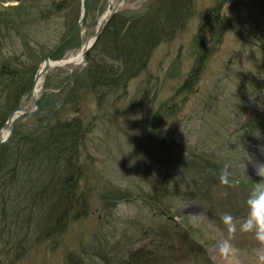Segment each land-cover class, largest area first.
Instances as JSON below:
<instances>
[{
  "label": "rangeland",
  "instance_id": "1",
  "mask_svg": "<svg viewBox=\"0 0 264 264\" xmlns=\"http://www.w3.org/2000/svg\"><path fill=\"white\" fill-rule=\"evenodd\" d=\"M50 1L0 0V11L23 23L8 46L20 60L14 62L3 48L0 65L6 58L34 69L32 49L61 41L71 29L72 48L53 60L76 59L118 2L70 0L68 10L45 19L40 12ZM169 6L170 0H123L119 6L122 35L157 13L159 20L169 14L175 22L167 28L172 35L149 49L144 69L105 102L107 111L88 91L83 112L61 110L69 78L86 66L87 55L43 75L38 104L40 98L50 103L47 109L61 104V117L82 116L90 125L78 163L82 200L65 215L61 234H45L53 226L32 232L26 217L19 224L22 237L11 244L0 238L2 264H70L75 257L81 264H256L252 235L237 231L229 240L220 217L230 213L239 224L247 194L261 179L256 168L264 165V0H187L179 15L166 13ZM94 53L101 56L97 49ZM30 104L32 89L21 101ZM161 127L165 140L178 148L172 157L184 164L158 167V144L150 133ZM225 164L238 187L220 183ZM112 189L131 195L114 199L108 196Z\"/></svg>",
  "mask_w": 264,
  "mask_h": 264
},
{
  "label": "trees",
  "instance_id": "2",
  "mask_svg": "<svg viewBox=\"0 0 264 264\" xmlns=\"http://www.w3.org/2000/svg\"><path fill=\"white\" fill-rule=\"evenodd\" d=\"M20 1L19 5H23L22 2L27 0ZM35 1L29 0V3L34 4ZM70 2V0H52L49 6L47 4L45 9H41V16L45 19H52L54 15L68 10ZM186 3L187 0H170L166 13L173 11L175 15H179L182 12V6ZM2 13L0 11V52L3 48H7L15 56L14 62H16L20 58L16 56V51L14 52L8 46H12V37L16 32L21 31L19 28L23 23L19 17L12 16L13 14L7 16ZM117 14L109 19L110 21L102 30L95 46L88 51L86 66L70 76L69 91L64 95L62 106L52 104L47 109V104L50 103H45L40 98L39 109L18 118L12 137L0 146V238L7 239L10 244L19 236L22 237L19 224L24 222L26 217L32 222L30 229L32 232L37 228L48 229L53 226L45 231V234L47 232V235L54 232L63 233L67 226L64 221L65 215L73 208L76 201L82 200L78 192V183L82 176L81 166L78 163H80L81 147L86 141L90 125L82 116L61 117L59 106L62 107L61 110L69 108L71 111L83 112L86 106L83 99L88 91L97 97L100 108L107 111L109 105L105 102H108L113 94L125 89L126 85H122L126 84L131 76H136L144 69L151 51L149 49L156 45L155 43L172 35L167 28L172 21L175 22L173 15L169 19V14H166V18L161 21L157 13L154 20L148 17L146 21L130 25L122 35L120 29L124 22L119 19L120 17L117 18ZM73 26L72 24L70 28ZM71 31L72 29L67 31L61 41L56 38L53 40L54 44H48L43 50L35 47L32 49L33 54H30L32 59H29L33 63L37 60L34 69H31V65L28 66V62L21 67L6 58L2 60L0 65V129L4 126L10 112L21 105L23 97L31 91L40 63L47 56L53 59L63 58L67 50L72 48L70 42L74 34ZM32 41L27 40L30 43ZM95 49L101 53L100 57L94 53ZM189 87L190 83L187 81L184 88ZM100 108L99 111L102 112ZM159 115L161 111L156 112V118ZM151 132L150 138H156V144H158L155 148V154L158 155L160 161L157 164L158 167L184 164L179 158L172 157L171 153L177 151L178 148L176 149L165 140L162 127L155 131V134L154 131ZM160 154L167 156L168 160L163 161ZM154 176L163 177L160 173L157 175L155 173ZM108 192V196L114 199L131 195L129 191L120 189H112ZM144 196L157 203L155 201L157 198L153 195L146 193ZM83 204L86 209L85 203ZM169 209L167 205L166 210ZM57 213L60 216L58 215L56 221L54 217ZM88 251L83 250V252ZM72 263L81 264V261L75 257L70 261V264ZM0 264H2L1 260Z\"/></svg>",
  "mask_w": 264,
  "mask_h": 264
},
{
  "label": "clouds",
  "instance_id": "3",
  "mask_svg": "<svg viewBox=\"0 0 264 264\" xmlns=\"http://www.w3.org/2000/svg\"><path fill=\"white\" fill-rule=\"evenodd\" d=\"M230 165L225 164L221 170L219 180L227 187H238V181L229 179ZM256 175L261 179L253 185L245 199L246 214L237 224L236 218L230 213H222L221 221L227 229L229 240L234 239L237 231L242 234H251L257 242L255 249L256 264H264V165L256 168ZM227 193H225L226 195Z\"/></svg>",
  "mask_w": 264,
  "mask_h": 264
},
{
  "label": "water",
  "instance_id": "4",
  "mask_svg": "<svg viewBox=\"0 0 264 264\" xmlns=\"http://www.w3.org/2000/svg\"><path fill=\"white\" fill-rule=\"evenodd\" d=\"M123 0H119L118 2H117V4L114 6V8L111 10V11H109L106 15H105V17H104V19L102 20V22L100 23V25H99V28H98V30H97V32H96V34L90 39V40H88L85 44H84V46H83V50H82V55H83V60L85 61V59H86V52L87 51H89L91 48H92V46L94 45V43H95V41L97 40V38L100 36V34L102 33V30L104 29V27L106 26V24H107V22L109 21V19L114 15V13H116L117 12V8L119 7V5L121 4V2H122ZM84 12H83V14H82V18H81V22L83 21V19H84V17H85V14H86V10L84 9L83 10ZM74 61V58H69V59H65V60H61V61H54L53 59H51L50 58V56H48L45 60H44V68H42V66L43 65H41L40 66V69H39V71L37 72V74H36V78H35V83H34V86H35V84H36V81H38V79L41 77V76H43V75H45L46 74V72L52 67V66H54V65H64V64H67V63H72ZM44 77V76H43ZM33 86V88H32V101H33V104H30L29 106H23V105H20V106H18L16 109H14L11 113H10V115H9V117H8V119H7V121H6V123H5V125H4V127L5 126H7L8 124H10V132L8 133V135L7 136H4L3 134H2V131L1 130H3V128L2 129H0V146L2 145V144H4L7 140H9L10 139V137L12 136V134H13V132H14V119H15V116H20V115H22V114H27V113H32V112H34V111H36L37 110V108L39 107V104H38V97H37V93H36V91H35V87Z\"/></svg>",
  "mask_w": 264,
  "mask_h": 264
},
{
  "label": "bare ground",
  "instance_id": "5",
  "mask_svg": "<svg viewBox=\"0 0 264 264\" xmlns=\"http://www.w3.org/2000/svg\"><path fill=\"white\" fill-rule=\"evenodd\" d=\"M82 54H80L76 59L74 58V62H80V61H82ZM42 68H44V63H43V66H42ZM42 80H43V76H41L39 79H38V81H36V84H35V91H36V93L38 92V90H39V86L41 85V83H42ZM17 108V107H16ZM16 108H14V109H16ZM10 115V114H9ZM9 115H8V117H9ZM23 115H25V114H22V115H20V116H15V121H16V119H18V118H20L21 116H23ZM8 117H7V119H8ZM7 119H6V121H7ZM15 121H14V123H15ZM6 123V122H5ZM5 125V124H4ZM10 124H8L7 126H5L4 128H3V130H1L2 131V134L4 135V136H7L8 135V133L10 132Z\"/></svg>",
  "mask_w": 264,
  "mask_h": 264
}]
</instances>
